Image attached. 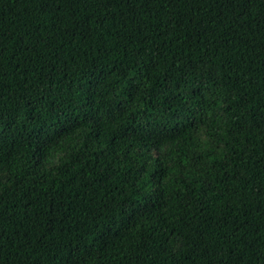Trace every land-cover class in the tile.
Listing matches in <instances>:
<instances>
[{
  "label": "trees",
  "instance_id": "1",
  "mask_svg": "<svg viewBox=\"0 0 264 264\" xmlns=\"http://www.w3.org/2000/svg\"><path fill=\"white\" fill-rule=\"evenodd\" d=\"M0 264H264V0H0Z\"/></svg>",
  "mask_w": 264,
  "mask_h": 264
}]
</instances>
